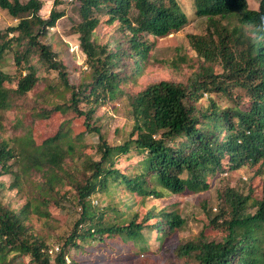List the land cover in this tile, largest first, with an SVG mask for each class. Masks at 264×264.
<instances>
[{"label":"trees","instance_id":"trees-1","mask_svg":"<svg viewBox=\"0 0 264 264\" xmlns=\"http://www.w3.org/2000/svg\"><path fill=\"white\" fill-rule=\"evenodd\" d=\"M72 2L80 16L73 31L87 67L76 84L53 44L45 40L65 14L57 7L60 1L54 0L48 15L42 16L41 0H0V9L16 19L0 29V110L14 107L35 88L44 78L38 71L55 72L56 83L48 84L46 92L58 97L34 101L29 121L19 122L21 133L9 139L0 136V175L13 177L8 187L19 188L31 172L41 178L33 185L37 202L25 201L15 209L0 199V264H19L26 256V264H89L97 249L122 245L144 228L154 229L162 239L183 225L176 211H135L120 220L124 211L110 203L98 208L91 196L118 189L142 199L196 192L209 186V176L241 166L250 169L245 187L226 188V207L208 221L222 233L211 238L202 230L174 244L173 252L189 264H264V0H258L255 9L248 8L249 0H190V12L177 0ZM191 16L207 20L204 33L188 34L196 61L172 58L164 62L172 77L129 92L128 84L135 83L152 54L149 37L167 36ZM233 17L236 22L226 26L223 21ZM100 27L116 29L100 42L95 35ZM6 51L13 53L16 75L2 69ZM232 86L246 91V97L233 95ZM205 92L228 97L232 104L220 105L208 97L206 105H198ZM121 95L127 97L132 120L128 131L115 129L121 139L113 141L103 136L94 114ZM36 122L55 131L45 135ZM132 157L137 159L132 169L127 163L117 165ZM254 178L260 186L258 197L253 195ZM4 187L0 182V189ZM71 197L80 212L51 259L49 245L31 233L25 220L31 213H48L41 203ZM70 247H83L87 257L71 255L67 263Z\"/></svg>","mask_w":264,"mask_h":264},{"label":"rangeland","instance_id":"rangeland-1","mask_svg":"<svg viewBox=\"0 0 264 264\" xmlns=\"http://www.w3.org/2000/svg\"><path fill=\"white\" fill-rule=\"evenodd\" d=\"M41 1L42 6L39 14L47 16L50 9L54 6V0ZM59 1L60 3L57 7L63 9L65 14L56 21L52 29L48 30L45 40L53 44L59 58L62 59L69 70V80L71 83L76 84L79 82L80 76L87 71L85 56L79 48L77 34L73 31V27L80 20V16L72 0ZM177 1L181 5V8L190 12L188 6L190 0ZM257 3L258 0H249L248 8L255 9ZM206 21L204 18L191 16L184 27L167 36H150V41L154 43L152 54L144 66L143 73L136 78L135 83L128 84L129 92L137 91L146 82L172 77L173 70L164 63L172 58L185 56L189 61H196L197 57L188 41V34L204 33ZM15 22L16 19H12L5 10L0 9L1 30ZM223 22L229 27L236 20L233 17ZM115 29L114 27H110L105 31L103 27H100L96 30L95 35H98V41L104 42L108 39V34L113 33ZM2 69L11 75L17 74L19 69H17L14 63L12 51L4 53ZM38 73H41L44 78L40 79L35 88L26 97L20 101L18 100L14 107L0 110V119L3 126L0 136L3 139H9L21 133L19 122L26 124L29 121V107L35 105L33 104L34 101L41 104L44 99L58 100L55 93L49 89L46 92L48 84L52 85L56 83L55 72L38 71ZM230 91L241 99L246 97V91L239 87L232 86L230 87ZM217 95L219 94L209 95L205 92L203 99L199 101L198 105H206L208 97L216 99V102L220 103V105L232 104L230 98L224 97L222 99ZM81 106L84 107V104L82 103ZM94 118L96 119V124L101 127V132L105 138L119 141L121 134L115 133V129L119 128L120 132L121 130L124 132L128 131L132 120L126 95L118 96L111 102L100 105L94 114ZM36 128L41 129L45 135L52 134L55 131L53 126H44L41 122H36ZM90 135V141L95 143L97 141L96 136L91 133ZM24 142H22L23 144L21 143V146H25ZM86 151L94 155L93 149L87 148ZM136 160V157H132L130 161L126 160L123 164L118 162L117 165L121 166L127 163L129 164L128 169H132L136 165ZM75 162L77 166L79 160H75ZM249 174L250 169L246 166H241L236 170L223 171L209 176L207 178L209 186L206 189L178 194L166 192L162 197L147 196L142 199L139 195L133 196L124 192L123 189L115 190L110 195L103 194L102 192L95 193L90 198L91 203L98 208L105 206L107 203L117 206L125 212L123 218L120 220L129 218L135 211L142 215L148 209H154L155 211L166 209L168 211H176L183 218L184 222L180 228L168 233L162 239L154 229L144 228L138 237L133 240L127 238L122 245L117 243L119 246L115 245L113 248L97 249L95 255L89 257V264H189V261L186 259L176 256L173 252V245L195 237L202 230L211 238L220 235L222 230L215 226L213 227L208 221L226 207L223 201L225 189L232 188L238 190L245 187L244 184ZM12 180L13 177L9 173L0 175V182L5 186L0 189V199L3 203L18 209L25 201H36L34 199L36 189L33 185L41 181L39 173L31 172L23 177L19 188L8 187ZM251 183L254 189V197L260 196L258 179L254 178ZM41 210H45L48 213H31L25 220V223L33 235L36 234L49 245L48 253L52 259L54 253L62 245L64 238L70 233L73 223L80 212V206L73 201L72 197L69 199L60 198L56 204L47 203L45 205L41 203ZM247 211L252 210L247 209ZM115 239L118 240L117 238ZM127 246L131 247L128 251L125 250ZM86 254V250L83 247H80V249L70 247L65 260L69 263L72 260L71 255L74 257L83 255L86 258ZM28 258V256L23 257L19 261V264H26L29 260ZM14 264H17V262ZM30 264L35 263L31 262Z\"/></svg>","mask_w":264,"mask_h":264}]
</instances>
